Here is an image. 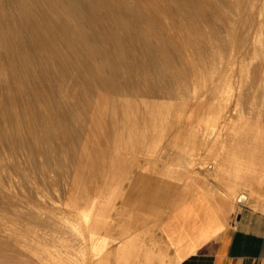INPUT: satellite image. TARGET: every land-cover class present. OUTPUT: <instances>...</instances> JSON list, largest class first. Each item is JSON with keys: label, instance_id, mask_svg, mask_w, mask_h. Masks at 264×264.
Here are the masks:
<instances>
[{"label": "bare ground", "instance_id": "6f19581e", "mask_svg": "<svg viewBox=\"0 0 264 264\" xmlns=\"http://www.w3.org/2000/svg\"><path fill=\"white\" fill-rule=\"evenodd\" d=\"M261 3L0 0V264H141L139 226L122 241L97 234L107 228L98 209L123 158L157 151L185 124L190 157L205 145L220 176L264 188V122L226 127L264 115V41L248 30ZM178 95L184 109L169 106ZM141 96L169 104L141 102L132 116L125 98ZM226 148L236 167L222 161Z\"/></svg>", "mask_w": 264, "mask_h": 264}, {"label": "rangeland", "instance_id": "374dc122", "mask_svg": "<svg viewBox=\"0 0 264 264\" xmlns=\"http://www.w3.org/2000/svg\"><path fill=\"white\" fill-rule=\"evenodd\" d=\"M259 1H262L261 6L263 7L264 6V0H259ZM253 22H254V24H253ZM260 23H261V25H260ZM256 26L260 29H258ZM261 27L264 29V13H260L255 18L250 19V27L248 29V30H250V34H251L252 38L262 39L264 41V30H262ZM248 64H249V66H248ZM250 64H251V61L249 63H247L248 68L244 69L245 74L249 73V70H247V69H249L251 67ZM239 69H241V68H238L237 71ZM241 71H242V69H241ZM236 73L237 72H235L234 74H236ZM239 73H240V70H239ZM239 73H237V74H239ZM190 82H192V83H190ZM190 82H189L188 86L192 87V88H190V87L189 88L193 89V90L200 89L202 84H204L203 83L204 81L202 79H198L196 81L190 80ZM193 82H197L198 84H196V83L195 84L198 85V87L195 86V84ZM233 85L234 86H232V88H231L232 90L229 89L231 95H234L238 89L237 88L238 86L236 84H233ZM187 97H185L183 95H178V96H174V98H172V99L168 98L170 101L167 100V98H166V100L170 104L168 102H166V100L164 98H162V99L158 98L160 103H158V100H155V99H151L150 101H148L149 100L148 98H145L147 100H144V102H143V100L142 101L140 100L141 98H143L142 96L139 98L127 97L125 99L126 100L128 99L130 101L134 99L133 102L131 103L132 105H134L133 103H135V102L137 103V105L135 103V105H136L135 109H136V107H139V108H137L138 110L136 109V111H135V109L132 108L133 111L131 112L132 116L136 117V116L140 115L139 109L140 110L143 109V108H141V107H143L142 103H147V102L149 103L150 102V105H152L151 103L154 102L153 105L155 106L156 103L162 104L163 102H165V103H168L169 106L173 105V106L179 107L181 105L179 108L184 109V107H186V105H188V103H189V98H187ZM182 99H183V101H182ZM160 100H162V101L164 100V101L161 102ZM128 104H130V102ZM178 104H180V105L178 106ZM184 104H186V105H184ZM156 107H158V106L156 105ZM158 108H160L162 110V109H164V106L159 105ZM158 108H156V110H159ZM142 111L144 112V110H142ZM162 112H163V110H162ZM255 113H257V114H255ZM255 113H251L250 115L246 114V115H244L245 117L243 116L244 120L248 116L249 119L248 118L246 119L248 121L245 120L248 124L245 123V121L243 120V117H242V121H241V118H236V119L232 120V122L230 124L226 125L227 129L230 128V129H234V131L237 130L236 132H240L241 129H246L243 131L252 132V130L254 128L253 125H255V128H256L257 125H259V121L261 123L264 122V120H263L264 115L261 113V115L263 117L262 118V117H259L260 113H258V112H255ZM166 114L167 113L165 112V115H163V116H167ZM256 118H260L261 120L256 119ZM237 119H240V121ZM253 119L255 120V122L252 121ZM216 121L214 123V124H216L214 131L217 129L215 132H217L218 129H222V127H223L222 126L223 124L221 125L220 121L219 122L218 121L216 122ZM256 122H258V123H256ZM251 123H252V126H251ZM254 123H256L257 125ZM217 124H218V126H217ZM235 124H239V126H237ZM246 125L248 128L246 127ZM260 125H261L260 127L263 129V134H264V124L262 123ZM231 126L233 128H231ZM249 126L252 128L251 131L249 129ZM186 127H187V124H185L181 130L180 129L178 130V131H180V133L178 132V134L177 133L175 134L174 132H172L168 136V138H166L167 141H166V139L158 141L160 143V149L161 150H163L162 147L165 148L167 145L168 146L170 145V146L174 147L173 148L174 150L172 148H169L168 146H167V148L169 150H173V151L168 150L167 152H165V151H161L160 149H158L157 151H149L146 154L140 153V155L139 154L136 155L137 157L135 158V160L139 161V163L141 165H144V166L146 165V168L147 167L149 168V170H146V171L151 170L150 173L144 172V175L151 176L152 178L159 180V181H165L162 184L166 185V186L169 184V181L172 182V184L174 183L173 186L175 187V192H174L173 201L170 204L157 206V208H155L153 210V213L155 215H157L155 221L151 222L149 224L148 228L141 230V233H144L147 229L151 230V234L147 235V236H152L154 238L156 246H157L156 248H157L158 254L160 253V254L165 255L164 253H167V255L169 256V260H172V262H173L172 264H176V261H175L176 259L173 255V251H172L173 243L171 245V242H170L171 237L169 238L170 240H168L167 237H169V234L167 235L164 231L165 227L168 226L169 224L171 225L170 228L173 229L174 234H176L177 237H179L180 235H184L186 237H188V236L192 237V234L190 233V231H188L190 229V226H193V224H194L199 229V227H201L202 223H203L204 226L207 225V228L202 229L199 233V235H201L203 237L205 235L208 236L210 234V232H211L210 227L212 224H215L217 222V220H219V222H221V223L224 221L229 222L230 220L232 222H234L236 220V216L245 208L251 209V210H254L258 213L264 214V191H263L264 188H262L263 186L260 185L259 182L250 184L249 188H248V186L246 188V186H243V185L241 186L240 184H237L234 187L236 189V192H234V193L232 192V194H228V192L230 191L228 189L229 182L224 179L223 175L220 176L218 173H216L218 166H217V164H214L212 157H210V156L208 157V153L206 154L207 148L205 145H202L203 147L202 146L196 147V150L194 151V155L196 157L193 158V157L189 156V155H191V151L190 152L188 151L190 149L189 148L190 146H188L189 144H188L187 136L181 134V133L185 134L183 129H185ZM223 128L225 130V127H223ZM176 135H178V136H176ZM173 136H175V137H173ZM172 138L177 139V141L179 143L175 142L176 140L173 139V143L174 142L176 143L174 146V144H172V142L170 141V140H172ZM168 140L170 141L171 144L167 143ZM186 143H187V145H186ZM182 144H184L186 147L184 145H183L184 147H182L181 146ZM155 145L158 148V144H155ZM161 145H163V146H161ZM219 146H218V148H219L218 150L221 153L222 149H220ZM229 146L232 147V145H229ZM260 146H255V147H258L257 149H259V150H257V151H260L264 155V143L262 144L261 147ZM198 148H201V150H199ZM184 149H185V151H184ZM216 149H217V147H216ZM229 149H231V148H228L227 150L224 149L222 154H224V152H226V151L228 152ZM108 150L111 151L110 148ZM180 150H181V152H180ZM175 151L180 153V154L176 153ZM235 151H236V149H235ZM169 152H172V154L168 155ZM173 152H175L176 155ZM216 152H217V150H216ZM227 152L225 153L226 154L225 159H223L222 161L223 162L224 161H228V162L230 161L231 164H230V162L229 163L226 162V163L228 165L230 164V165L235 166V164H236V163H234L235 158H233V157L227 158L228 157ZM173 154L175 157L173 156ZM177 154L181 157L179 158V156ZM235 154H236V152H235ZM142 155H147L146 157L144 156L146 161H145V159H143ZM140 156H142V157H140ZM185 156L187 157L186 158L187 160L190 159L188 161L191 165L193 164L192 166L189 165L187 160H185ZM261 158L264 159L263 156ZM191 159H193V161ZM210 159H211V161H210ZM226 159H228V160H226ZM259 160H262V159H259ZM190 161H192L194 163H191ZM232 161H233V163H232ZM219 163H221V162H219ZM257 163L261 164L263 168L261 167V165H259ZM184 164H186V165H184ZM256 164H257L258 169H264V161H262V163H261V161H258V162H256ZM147 165H149V166H147ZM155 165H158L159 167L158 166L156 167ZM187 165H189L191 168ZM200 165L202 167H200ZM228 165H227V167H230ZM186 166L189 168H187ZM169 168H170V170H169ZM184 168L186 169L187 172L185 171ZM248 168H249V166H248ZM249 169H251V168H249ZM154 171H156V172L154 173ZM193 171H195V172H193ZM184 173H185V175H184ZM166 174H167V176H166ZM215 174H217L219 177ZM199 176H201V177H199ZM167 177H168V179H167ZM172 178H174L173 179L174 181H171ZM186 182L187 183L189 182L188 185L186 184ZM181 184L183 185L182 187H181ZM125 188L129 189V185L127 184V182L125 184ZM239 196L240 197L245 196L247 198L242 199V202H238ZM128 199H129V197H128ZM130 200L131 201L133 200V201L129 206L124 208V210H126V211H130L132 208V205H135L134 203L136 201H138V199L134 198V196L131 197ZM240 200H241V198H240ZM179 212L182 213V216L184 214H190V215L193 214V221L190 219V220H185V221L181 222L180 220L175 219L174 216H177ZM134 213H135V216L139 215L138 214L139 212H137V209L134 210L133 214ZM170 213H171V215H170ZM146 217H147L146 215L142 214V218H146ZM113 219L118 221L120 219V217L114 216ZM222 219H223V221H222ZM221 227H222L221 224H218L217 230H220ZM147 236H146V239H147ZM149 240H150V238L148 237V241ZM137 247L140 248V251H138L139 249L136 250L135 254L139 256V259L140 258L142 259V260L140 259V262L142 261L141 264H150V263L143 260L144 259L143 246L140 244Z\"/></svg>", "mask_w": 264, "mask_h": 264}, {"label": "crops", "instance_id": "0c3cea01", "mask_svg": "<svg viewBox=\"0 0 264 264\" xmlns=\"http://www.w3.org/2000/svg\"><path fill=\"white\" fill-rule=\"evenodd\" d=\"M136 157V155L130 154L117 165L113 171L114 175L110 179V191L104 196V205L98 209L101 215L98 216L97 221L107 228L103 234H97L112 240H125L137 226L140 230L148 228L149 224L155 221L157 217L153 210L157 206L170 204L174 199V191L170 192L169 190L168 192L166 189L168 185L162 184L165 181L144 175V172L150 173L151 170H143L146 165H141L139 161L135 160ZM234 169L231 168L230 173ZM225 172L222 170L220 174L229 182V194L236 192L235 185L244 186L240 182L232 181ZM126 182L129 189L125 188ZM133 196L138 201L132 205L130 211L124 210L132 203L133 200L130 199ZM144 200L147 202L143 203ZM135 209L139 212L137 216L135 213L133 214ZM142 214L147 217L142 218ZM114 216H119L120 219L114 220ZM181 216L182 213L179 212L174 217L181 222L190 219L193 221V214ZM218 224L222 226L220 230H217ZM170 227L169 224L164 231L167 235L169 234L168 240L171 237L170 242L171 245L173 243L172 251L176 264H264V214L262 213L245 208L236 216L234 222L230 220L221 223L217 220L215 224L211 225L210 234L203 237L199 235L202 229L207 228V225L204 226L203 223L199 229L194 224L190 226L188 231L192 237L184 235L177 237ZM150 234L151 230L147 229L141 235L140 244L143 246V260L150 264H172L173 262L169 260L167 253H164L165 255L158 254L154 238L147 236ZM148 237L150 238L149 241Z\"/></svg>", "mask_w": 264, "mask_h": 264}]
</instances>
